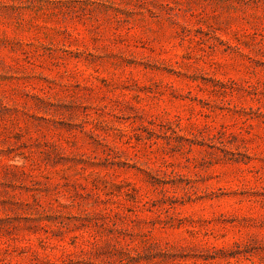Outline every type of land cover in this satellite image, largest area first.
Wrapping results in <instances>:
<instances>
[{
	"label": "rangeland",
	"instance_id": "374dc122",
	"mask_svg": "<svg viewBox=\"0 0 264 264\" xmlns=\"http://www.w3.org/2000/svg\"><path fill=\"white\" fill-rule=\"evenodd\" d=\"M0 264H264V0H0Z\"/></svg>",
	"mask_w": 264,
	"mask_h": 264
}]
</instances>
